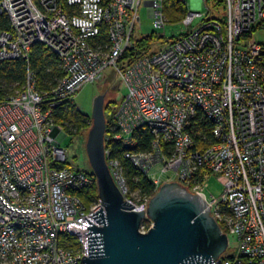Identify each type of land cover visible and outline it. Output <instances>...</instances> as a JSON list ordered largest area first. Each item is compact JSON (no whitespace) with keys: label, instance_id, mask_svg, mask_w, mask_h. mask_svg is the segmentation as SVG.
I'll return each instance as SVG.
<instances>
[{"label":"built area","instance_id":"1","mask_svg":"<svg viewBox=\"0 0 264 264\" xmlns=\"http://www.w3.org/2000/svg\"><path fill=\"white\" fill-rule=\"evenodd\" d=\"M203 2L206 12L183 18L185 34L121 64L142 24L140 8L165 28L166 0H0L10 24L0 28V61L28 63L21 90L9 94L0 85V264H84L90 254L88 226L101 225L92 215L102 203L88 207L78 196L93 176L69 162L59 144L68 132L55 114L108 67L127 89L104 135L125 200L147 211L152 198L132 191L123 163L129 160L156 190L178 181L198 194L235 234L233 252L211 264H264V43L254 39L264 30V0H224L225 15L217 1L216 14ZM100 33L108 43L95 46ZM37 43L56 54L63 72L44 92L30 62ZM146 134L153 136L149 149L137 148ZM108 142L121 144L122 159ZM210 175L222 183L219 196L206 193ZM141 227L147 232L151 220ZM63 234L78 243L62 242Z\"/></svg>","mask_w":264,"mask_h":264},{"label":"water","instance_id":"2","mask_svg":"<svg viewBox=\"0 0 264 264\" xmlns=\"http://www.w3.org/2000/svg\"><path fill=\"white\" fill-rule=\"evenodd\" d=\"M105 98L102 93L93 101L86 143L102 206L92 215L101 225L88 226L90 254L83 263L211 264L220 258L229 248V235L212 216L210 205L180 182L162 184L147 211L133 210L135 206L125 200L106 160ZM145 219L152 227L141 232Z\"/></svg>","mask_w":264,"mask_h":264},{"label":"trees","instance_id":"3","mask_svg":"<svg viewBox=\"0 0 264 264\" xmlns=\"http://www.w3.org/2000/svg\"><path fill=\"white\" fill-rule=\"evenodd\" d=\"M217 1L218 8L224 5V0H208L209 3ZM186 4L181 0H166L167 16L169 18H178L187 15V10H185ZM223 8V7H222ZM0 28L9 30L10 24L8 18L5 16H0ZM173 39V38H172ZM167 39L164 35L158 33H153L151 35H145L144 37L137 38L133 37L134 47L128 49L122 56L120 60L123 64L126 60L134 62L145 54L152 52L157 43H164ZM94 45L100 46L108 43L107 33H100L98 37L94 38ZM31 55V68L36 73V84L38 89L45 91L51 86L56 85L57 80L62 76L63 72L60 68V62L56 54L49 50L44 44H34L32 46ZM28 63L23 59H15L10 61H0V85L3 87L5 93L15 92L22 86L25 82L27 75ZM79 106L74 102H69L65 107H60L57 109L55 117L56 121L61 122L66 128L68 134H77L81 131L82 127L88 126L92 120V116H89L78 108ZM113 111V105L105 106V115H107V124L109 123V113ZM206 124V123H205ZM204 124V128L209 126ZM141 136V135H140ZM141 138V139H140ZM139 138V144L137 148L149 149L153 136L150 134L142 135ZM108 145L113 149V156H118L122 159V154L125 149L121 146L119 142L109 143ZM125 171L128 175V180L131 185L133 192L138 193L140 196H150L152 197L157 193L156 187L153 181H150L148 176H146L140 170H137L129 160H123ZM87 170V169H86ZM93 176V182L89 187L83 188V190L78 192V196L81 197L82 201L88 206L92 207L95 202H99V188L97 184L96 175L91 170H87ZM223 231L228 233V230L221 223ZM62 242L67 241L70 246H75L78 242L75 241V237H71L67 234L61 236ZM228 255V253H227ZM229 256V255H228Z\"/></svg>","mask_w":264,"mask_h":264},{"label":"rangeland","instance_id":"4","mask_svg":"<svg viewBox=\"0 0 264 264\" xmlns=\"http://www.w3.org/2000/svg\"><path fill=\"white\" fill-rule=\"evenodd\" d=\"M212 9H214V14L217 13L213 3L209 5ZM220 6V14H224V8ZM185 10H187V14L190 11L195 12H206L207 7L203 0H186V7ZM141 15V25L138 23L134 30V35L137 38L144 37L145 35H151L153 33H158L160 35H164L167 39H172L179 37V35L185 34L187 32L188 28L185 25L183 18L185 16H182L180 18H169L167 19V25L165 28L157 29L154 27L153 20L151 16L149 15V12H147V7L143 5L140 10ZM202 16L199 18H195L193 21V26H197L201 23ZM254 39L256 41H261L264 43V30H258L256 34H254ZM161 45L160 43H157L154 47V50H157ZM23 88L22 86H19V90ZM102 93L106 94L105 98V104L107 105H113V111L118 106L119 102L125 97L127 94V89L125 86V83L121 81L119 76L115 73V70H113V67H108L106 69V75L104 78L101 79L99 82H90L82 85L79 90L75 93L74 101L75 104L79 106L81 111L89 116L92 115L93 111V101L94 99L101 95ZM93 123V117L88 126L82 127L81 131L77 134L70 133L66 135L64 138L61 139L60 145L65 148L67 151H69V162L74 166L78 167L80 169L85 168L87 170H91L90 163L88 161L87 156V150H86V143H87V136L89 130L92 128ZM60 129L54 128L53 132L51 133L53 138H57ZM208 187L205 189L207 195L214 194L216 196H219V194L223 191L222 189V183L215 175H210L208 178ZM139 197V196H138ZM98 202H95V204ZM93 204L92 206H94ZM229 248L224 253L227 254L229 252H233L236 245V236L235 234L229 233Z\"/></svg>","mask_w":264,"mask_h":264}]
</instances>
